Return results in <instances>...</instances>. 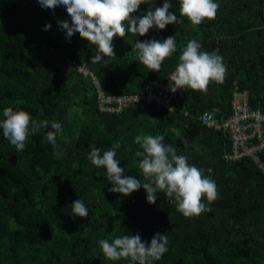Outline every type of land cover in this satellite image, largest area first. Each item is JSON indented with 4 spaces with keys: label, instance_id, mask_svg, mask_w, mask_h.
I'll list each match as a JSON object with an SVG mask.
<instances>
[{
    "label": "trees",
    "instance_id": "trees-1",
    "mask_svg": "<svg viewBox=\"0 0 264 264\" xmlns=\"http://www.w3.org/2000/svg\"><path fill=\"white\" fill-rule=\"evenodd\" d=\"M165 0L141 4L134 16L162 7ZM216 18L193 25L181 17L179 0H170L175 24L151 28L144 36L127 33L113 40L115 55L93 63L95 46L76 32L70 38L60 21L71 23L66 7H42L38 0H0V122L5 108L25 111L48 127L29 134L16 147L0 128V264H132L107 259L99 245L125 235L150 244L156 233L167 237V251L151 264H264V173L250 158L224 159L231 142L223 130L205 125L211 110L222 121L232 113L235 86L249 91V103L264 114V0H215ZM51 27L45 30V26ZM175 36L176 51L150 71L134 51L136 41ZM223 58L222 84L206 93L177 89L170 107L149 104L104 112L97 85L77 64L93 72L107 94L140 92L149 80L164 82L175 71L190 40ZM59 123L56 147L46 134ZM162 135L163 143L187 157L189 165L213 180L217 198L199 216L185 217L164 192L154 204L141 186L130 195L109 191L106 169L88 159L115 142L124 176L147 183L138 165L143 149L135 137ZM58 153V154H57ZM81 200L88 216H73Z\"/></svg>",
    "mask_w": 264,
    "mask_h": 264
},
{
    "label": "clouds",
    "instance_id": "clouds-1",
    "mask_svg": "<svg viewBox=\"0 0 264 264\" xmlns=\"http://www.w3.org/2000/svg\"><path fill=\"white\" fill-rule=\"evenodd\" d=\"M38 2L42 7L49 9H55L57 6L66 7L71 23L66 20L60 21V26L67 30L69 38L79 32L81 38L95 46L93 63L115 55L113 40L116 37L124 38L127 33L144 36L154 26L163 30L166 25L177 22V15L169 11L172 7L170 0H165L163 6L156 7L154 11L149 9L142 16L133 14L138 11L141 4L150 3V0H38ZM179 5L181 17H187L194 26L205 19L214 20L219 9V4L215 0H179ZM50 27V24L46 25L45 30ZM200 49L201 44L195 39L190 40L182 49L179 63L169 76L170 81L174 82L170 85L173 93L177 89L185 88L206 93L211 82L220 84L224 82L227 68L223 58ZM133 50L136 51L141 64L150 71L159 72L162 62L176 51L175 36H170L162 42L155 39L136 41ZM76 66L78 70L80 66L86 67L79 64ZM171 110L169 109V114ZM3 116L6 118L0 122L3 136L16 147L17 151L24 149L30 133L36 134L42 128L48 127L47 121H34L27 112L14 111L11 107L4 109ZM51 128L54 131L47 132L46 140L55 149L56 137L62 128L59 123H52ZM163 141L162 135L135 137V142L143 149L137 153L143 157L138 167L144 178L149 181L143 184L131 175H123L124 168H121L120 162L115 159L116 149L120 147L119 142H115L111 149L104 151L102 155L99 148L92 147L88 159L96 167L106 169L107 179L112 184L109 189L111 192L127 196L143 186L149 203L156 202V192H164L185 217L199 216L206 210L210 211L203 203V198L206 197L209 204L217 198L215 182L204 176L201 169L189 165L186 156L177 155L175 148L165 145ZM262 172L264 173L263 170ZM71 212L74 217L88 216V210L80 199L73 202ZM99 245L109 260L118 261L125 258L130 259L132 264H151L167 251V237L165 234L156 233L150 244H146L141 241L139 235H125L122 238H115L111 243L102 239Z\"/></svg>",
    "mask_w": 264,
    "mask_h": 264
},
{
    "label": "built area",
    "instance_id": "built-area-1",
    "mask_svg": "<svg viewBox=\"0 0 264 264\" xmlns=\"http://www.w3.org/2000/svg\"><path fill=\"white\" fill-rule=\"evenodd\" d=\"M79 70L90 75L97 85V104L101 111L119 113L125 108L143 109L153 103L173 109L171 105L175 93L170 85L174 82L169 77L164 82L149 80L145 88L137 93L107 94L92 71L82 66ZM231 104L232 113L222 121L216 120L211 110H205L199 118L205 125L223 130L228 135L231 148L224 155L225 160L237 162L245 157L250 158L264 171V114L250 105L248 90L239 91L237 86Z\"/></svg>",
    "mask_w": 264,
    "mask_h": 264
},
{
    "label": "rangeland",
    "instance_id": "rangeland-1",
    "mask_svg": "<svg viewBox=\"0 0 264 264\" xmlns=\"http://www.w3.org/2000/svg\"><path fill=\"white\" fill-rule=\"evenodd\" d=\"M239 103L242 104V101H240Z\"/></svg>",
    "mask_w": 264,
    "mask_h": 264
}]
</instances>
